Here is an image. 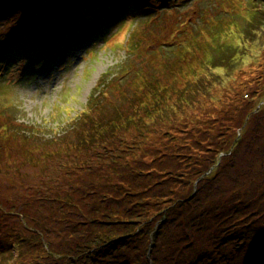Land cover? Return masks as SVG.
<instances>
[{
  "label": "rangeland",
  "instance_id": "1",
  "mask_svg": "<svg viewBox=\"0 0 264 264\" xmlns=\"http://www.w3.org/2000/svg\"><path fill=\"white\" fill-rule=\"evenodd\" d=\"M37 4L40 7L29 12L24 8L17 11L11 8L13 5L0 9V64H8L0 72V264H4V257L8 264H18L16 258L26 251L17 245L18 235L25 237L31 232L40 237L37 231L42 234L46 226L57 231V222L63 224L68 216L76 217L66 214L76 212L80 206L83 220L101 219L102 212L91 210L93 197L74 185L84 187L89 179L113 185L119 179L115 169L121 171L128 163L125 155L137 152L140 158L148 151L146 159H152L168 147L170 151L182 148L208 156L213 154L209 147L215 140L223 143V132L234 130L240 140L233 153L238 150L235 156L240 161L247 140L253 139L255 131L264 133V112L258 115L264 111V0H41ZM128 7L133 8L132 13ZM8 44L21 51L34 49L26 55L13 54ZM225 55L226 62L222 60ZM200 79L204 82L192 100L199 98L201 103L195 107L202 105L216 111L223 105L225 111L231 102L234 108L230 106L218 125L195 127V133L189 135L176 133L172 119L166 117L169 111L160 114V107L184 103L181 99L188 81L196 84ZM210 86L206 96L200 93ZM135 91L138 97L132 103L129 97ZM110 101L117 104L116 114L122 112L115 114L119 133L104 143L98 138L86 148L88 143L78 131L69 137L70 150L66 143L55 145L74 118L86 119L84 111L96 122L113 114L114 106L107 107ZM195 107L188 115H193ZM254 107L256 111L251 114ZM133 112L138 120L123 119ZM193 113L199 120L210 117L202 110ZM10 116L15 118L13 130L6 127V123L11 124ZM186 123L188 129L193 128L194 124ZM242 123L243 127L249 124L246 133L242 132ZM165 131L178 138L165 137ZM259 143L258 137L254 144ZM218 156L227 155L221 151ZM165 162L173 164L171 160ZM158 164L159 160L154 162L157 168ZM138 167L144 170V166ZM232 170L238 174L240 167L234 165ZM227 174L222 164L212 181L208 179L213 192L222 194L226 190ZM205 175H190L189 179H196L191 185L179 177L171 180L169 187L174 186L175 195L191 196L183 188L199 182L202 187L210 186L207 178H202ZM133 179L142 176L133 174L128 180L127 194L131 195L127 205L132 202V192L143 189ZM95 202L105 207L100 197ZM196 213L188 210L190 218ZM188 224L191 234L205 233ZM81 232L93 238L92 229L83 226ZM133 234H125L132 261L142 254ZM55 235L52 243L64 240L61 233ZM171 235L168 232L165 238ZM34 242L39 249L41 239L35 238ZM183 247L177 251L175 244L164 246L162 251L158 247L152 256L163 261L160 264H176L188 253ZM122 248L120 253L125 258V244ZM172 250L179 255L178 261L171 259L168 251ZM82 257L80 264L86 259L85 253ZM35 258L23 264L32 260V264H47L46 258L41 259L43 263Z\"/></svg>",
  "mask_w": 264,
  "mask_h": 264
},
{
  "label": "trees",
  "instance_id": "2",
  "mask_svg": "<svg viewBox=\"0 0 264 264\" xmlns=\"http://www.w3.org/2000/svg\"><path fill=\"white\" fill-rule=\"evenodd\" d=\"M40 1L0 0V9L6 10L13 5L11 7L13 9L21 6L22 9L24 8V10L29 12L31 9L40 7L37 4ZM251 33H254L253 29H251ZM6 47L11 51L14 48L13 54L15 52L18 53L17 49L19 48L12 47V44H8ZM33 49L29 48L26 54ZM222 60L226 62L228 55H225ZM6 65L8 64L5 63ZM5 66L3 63L0 64V72L5 69ZM220 66H225V64ZM193 80L195 81V79ZM203 82L201 79L196 84L188 81V89L181 99L184 103L174 102L166 107L161 105L160 114H165L166 110L169 111L166 117L167 119H172L173 127L177 130L176 133L185 134L188 132L189 135L195 133V127L201 129L203 125L206 129L208 124L218 125L223 120L225 113L230 110L231 102L225 111L223 105L216 111H212L211 107H203L202 105L195 107L198 103H201V100L199 98L192 100V96L197 88L202 87ZM207 82L209 81H205V83ZM210 88L212 86L207 88V90L202 89L200 93L206 96ZM227 95L226 92L224 96L227 97ZM137 97L138 92L135 91L131 93L129 100L133 99L132 103H135ZM114 105L117 104L110 101L107 107ZM192 107H195L194 110H202V114H209L210 117L206 120H199L196 116L198 114L193 113L194 110L192 111L193 115H188L187 112ZM95 108H97V105L94 106ZM255 111L256 108L254 107L251 114ZM263 112L258 115H262ZM116 113L117 107L114 106L113 114H109L103 120L98 119L96 122L92 119L93 117H91L90 113L84 111L86 119L82 117L81 119L79 117L74 118L72 120L74 123H69L66 128L67 132L63 133L65 134L63 137L62 135L60 136L55 145L63 146L66 143V149L70 150L71 141L69 137L74 136L73 134L78 131V134H81L78 136L88 143L86 148L92 147L98 138L102 143L109 141L112 136L119 133L120 128L116 126L118 124L115 118ZM119 114H122V112L118 111L116 115ZM132 117L138 120L136 112L130 113L123 119L131 122ZM14 120L15 118L10 116L8 121L11 124L6 123V127H10L13 130V126L15 127L13 124ZM186 121L194 124L192 129L187 128L188 124ZM243 124L240 126L243 127ZM248 125L247 123L242 128L243 133L247 132ZM229 126L233 127L231 124ZM255 133L257 134L254 135L253 139H248V142L245 143L246 149L243 153V159L240 161L235 156L238 155V150L236 154L233 153L236 151L240 140L234 130L223 132V143H218L215 140L213 147H209L213 149V154L208 156L193 153L192 150L181 151L182 148L170 151L168 147L162 154L157 153L152 159H146L148 151L142 152L140 158L138 155L140 153L137 152H133L129 157L125 155L123 158L128 163L127 165L123 164V170L121 171L115 169L116 176L119 179L113 185L106 181L100 182L99 179H93L94 181L89 179L90 181L85 182L84 187L82 185H74L75 187L77 186L76 188L79 191L88 192L95 201L99 197L101 201L102 199L104 200V208H102L103 204L100 205L94 200H92L93 203L91 204L93 212H102L101 219L92 217L91 220H83L79 211L81 206L78 209L76 208V212L73 213L71 211L66 214L67 216L76 214V217L68 216L67 218L66 216L67 219L63 224L60 221L57 222L55 228L62 234L61 236L64 240L62 241L59 238V241L55 242V244L52 243L57 236L55 233L59 235L56 230L46 226L45 231L41 234L37 231V227H32L33 230L40 234V237L34 236L31 232L28 235L25 234V237L18 235L17 245L21 249L24 248L26 250L20 258H16L18 264H23L30 257H36L35 260H39L37 263H43L41 259L46 258L47 264H55L54 261L57 260H59L57 264H80L84 253L86 259L83 260V264H86L89 260L95 261V264H138V259L141 264L143 262L145 264H160L163 261L152 256V253L154 254L158 247H161L160 251H162L164 246L174 244L178 248L175 251L180 250V247L184 246V252H188L185 258L176 264H264V133L260 134L258 131H255ZM164 136L178 138L175 133H169L168 131H165ZM258 137L260 143L256 145L254 141ZM194 144L197 145V143ZM62 149L65 150V148ZM221 151L227 156H218ZM165 159L166 161L171 160L173 164L165 162ZM131 160L134 162L130 163ZM158 160L157 168L154 166V162ZM222 164L228 170V174L225 177L228 180L225 185L226 190L222 194H218V190L213 192L211 177L217 174ZM61 165L62 163L60 162V169L65 172L66 167ZM234 165L240 167L238 174H235L232 170ZM138 166H144V170ZM163 166L165 168H162ZM185 166L188 169H185ZM212 167V171H209ZM260 167L262 171H260ZM161 170L165 171L167 175L162 177L161 175L165 173H162ZM214 170L215 172H213ZM204 173L206 175L202 178H207V184L210 186L202 187V182H199L198 185L183 188L184 192L192 194L191 196L175 195L174 186L169 187L170 181H176L179 177L184 180L183 183L191 185L192 180L196 179H189L190 175L197 178ZM133 174L142 176V179L133 180L137 181L138 186H142L143 189L132 192V202L128 206L129 204L127 205L126 202L131 194H127L128 188H126V185ZM208 179H211V181ZM149 180H155V182L152 183ZM199 180L203 181L204 179ZM213 184H217V182ZM189 209L197 211L191 218L188 214ZM185 212L186 215L184 214ZM189 222L192 223L193 227H197L199 230L205 231V233L202 235L198 234V236L196 232L191 234ZM47 225L52 226V223L47 220ZM83 226L85 228L88 227V231L89 229L93 230V238L92 234L89 236V233L81 232V227ZM124 228L127 229L123 230ZM168 232L173 236L171 235L166 239L165 235ZM126 233H134L132 235L133 239L138 243V251L142 253L141 255L138 254L137 259L133 261L129 254L131 251L128 249L125 240ZM27 238H31L30 241ZM35 238L41 239V247L39 249L34 247L36 244L34 242ZM27 241L28 244L25 245ZM179 241H184V244H180ZM124 244L126 247L125 258L120 253ZM247 244L249 245L246 246ZM172 251L173 253L168 251L172 254L171 259L178 261L179 255L174 250ZM33 261L28 264H32ZM3 263L8 264L7 258H3Z\"/></svg>",
  "mask_w": 264,
  "mask_h": 264
},
{
  "label": "bare ground",
  "instance_id": "3",
  "mask_svg": "<svg viewBox=\"0 0 264 264\" xmlns=\"http://www.w3.org/2000/svg\"><path fill=\"white\" fill-rule=\"evenodd\" d=\"M20 9H21V6H20L19 8H17V11H19ZM14 50H15V49L12 48V52H13ZM17 51H18L21 55H25L27 50L21 51V50L17 49ZM5 70H6V69H5ZM5 70H3V72H4Z\"/></svg>",
  "mask_w": 264,
  "mask_h": 264
}]
</instances>
